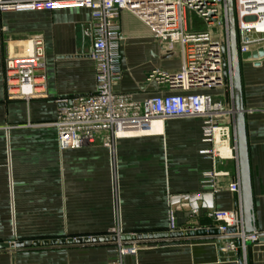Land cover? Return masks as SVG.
<instances>
[{"label": "crops", "instance_id": "obj_1", "mask_svg": "<svg viewBox=\"0 0 264 264\" xmlns=\"http://www.w3.org/2000/svg\"><path fill=\"white\" fill-rule=\"evenodd\" d=\"M91 13L86 9L0 13V245L24 243L22 250H0V264H115L113 244L34 248L37 241L166 233L169 195H204L203 175L212 163L200 155L202 118L167 119L162 133L119 139L113 150L101 139L93 146L61 152L56 121L60 100L96 90L95 64L88 57ZM124 76L117 87L136 101L168 94L147 83L153 70L176 72L178 50L167 54L161 42L130 13L121 15ZM41 34L45 70L37 96L29 102L9 95L5 60L22 55V44ZM242 83L254 214L264 232V60L242 63ZM227 106L224 89L203 91ZM227 121V120H226ZM221 169L236 171L234 162ZM219 181L216 208L232 211L237 199ZM178 214L180 229L214 227L204 211ZM122 264H239L212 241H164L125 256ZM249 264H264V245L249 249Z\"/></svg>", "mask_w": 264, "mask_h": 264}, {"label": "built area", "instance_id": "obj_2", "mask_svg": "<svg viewBox=\"0 0 264 264\" xmlns=\"http://www.w3.org/2000/svg\"><path fill=\"white\" fill-rule=\"evenodd\" d=\"M240 54L264 46V0H234ZM86 9L91 13V47L88 57L95 64L96 90L89 95L60 100L53 126L57 130L61 152L95 145L100 139L111 150L119 139L154 134L156 122L178 118H202V143L199 153L212 163L203 175L204 195H169L167 233L206 231L203 241H212L223 254L249 264V249L264 245V232L248 233L242 205L236 124L233 115V80L228 26L227 0H0V13L58 12ZM130 13L161 42L167 54L178 50L181 65L176 72L153 70L147 83L166 86L168 94L136 101L121 93L123 71L121 15ZM194 13L206 29L190 27L188 13ZM218 27V31L213 29ZM31 54L9 55L4 63L9 95L29 102L37 96V79L45 70V40L32 36ZM225 61L228 77L224 78ZM228 88L227 106L203 91ZM227 120V121H226ZM227 162L236 164L231 173L221 169ZM230 179L228 190L236 196L232 211H220L215 205L219 181ZM188 208L192 218L203 211L215 226L180 229L178 214ZM217 229L218 235L210 232ZM110 236H124L120 228ZM15 244V243H14ZM151 244L121 242L119 261L136 256L140 248Z\"/></svg>", "mask_w": 264, "mask_h": 264}, {"label": "water", "instance_id": "obj_3", "mask_svg": "<svg viewBox=\"0 0 264 264\" xmlns=\"http://www.w3.org/2000/svg\"><path fill=\"white\" fill-rule=\"evenodd\" d=\"M228 5V26L230 37V51H231V72L233 80V115L236 124V140L238 152V169L240 173L241 192H242V205L244 211V221L246 231L248 233L257 232V226L254 214V198L252 187V174L249 156V142L246 125V110L244 106L243 96V83H242V63L247 61H254L257 66L261 65L264 60V46L253 50L251 52L240 54L238 44L237 22L235 16L234 0H227ZM228 67L225 61L224 65V78L225 81L228 77ZM224 97L226 103H229L230 93L226 87L224 90ZM205 230L198 232L188 231L185 233H155V234H139V235H124L120 239L116 236L93 237V238H78L69 240H54V241H37L34 242L33 247L38 248H56L64 246H77V245H96V244H113L117 245L121 242H135V243H160L164 241H179V240H193L203 241L206 236ZM211 235H218L217 229L210 232ZM264 241V239H263ZM25 248L24 243L15 244H2L0 250H22ZM239 264H242L241 262Z\"/></svg>", "mask_w": 264, "mask_h": 264}, {"label": "rangeland", "instance_id": "obj_4", "mask_svg": "<svg viewBox=\"0 0 264 264\" xmlns=\"http://www.w3.org/2000/svg\"><path fill=\"white\" fill-rule=\"evenodd\" d=\"M133 16V15H132ZM135 17V16H134ZM136 18V17H135ZM138 19V18H137ZM139 20V19H138ZM188 23L190 27H195L199 30H204L206 29V27L204 26L203 22L194 14L189 12L188 13ZM143 24V23H142ZM144 25V24H143ZM145 26V25H144ZM214 32L218 31V27H215L213 29ZM29 40V39H28ZM28 40L26 43L22 44V54H27V44H28ZM119 261V260H118Z\"/></svg>", "mask_w": 264, "mask_h": 264}, {"label": "bare ground", "instance_id": "obj_5", "mask_svg": "<svg viewBox=\"0 0 264 264\" xmlns=\"http://www.w3.org/2000/svg\"><path fill=\"white\" fill-rule=\"evenodd\" d=\"M31 52H32V45H31V43L28 42V44H27V54L29 55V54H31ZM162 131H163V123L156 122L154 124V126H153V132L162 133Z\"/></svg>", "mask_w": 264, "mask_h": 264}]
</instances>
